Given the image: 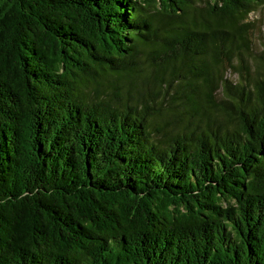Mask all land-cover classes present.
Segmentation results:
<instances>
[{
  "label": "trees",
  "instance_id": "obj_1",
  "mask_svg": "<svg viewBox=\"0 0 264 264\" xmlns=\"http://www.w3.org/2000/svg\"><path fill=\"white\" fill-rule=\"evenodd\" d=\"M261 8L0 0V264H264Z\"/></svg>",
  "mask_w": 264,
  "mask_h": 264
},
{
  "label": "rangeland",
  "instance_id": "obj_2",
  "mask_svg": "<svg viewBox=\"0 0 264 264\" xmlns=\"http://www.w3.org/2000/svg\"><path fill=\"white\" fill-rule=\"evenodd\" d=\"M251 19L255 21L256 29L255 34L257 39H264V8L259 9L251 14ZM261 49L258 47V50ZM233 78H237V75H232Z\"/></svg>",
  "mask_w": 264,
  "mask_h": 264
}]
</instances>
